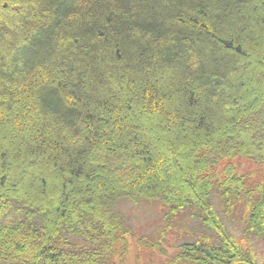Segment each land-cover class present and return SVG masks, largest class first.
<instances>
[{
	"label": "trees",
	"instance_id": "1",
	"mask_svg": "<svg viewBox=\"0 0 264 264\" xmlns=\"http://www.w3.org/2000/svg\"><path fill=\"white\" fill-rule=\"evenodd\" d=\"M213 194L264 236V0H0V264H125L122 198L215 233L167 264H258Z\"/></svg>",
	"mask_w": 264,
	"mask_h": 264
},
{
	"label": "rangeland",
	"instance_id": "2",
	"mask_svg": "<svg viewBox=\"0 0 264 264\" xmlns=\"http://www.w3.org/2000/svg\"><path fill=\"white\" fill-rule=\"evenodd\" d=\"M243 167L247 165L244 164ZM243 167L242 171L245 170ZM220 202L219 196L213 194L212 205L225 229L254 252L258 264H264V236L247 232L237 209L226 210ZM117 208L134 232V235L129 237L130 244L124 259L125 264H167L169 257L171 258L175 248L182 241L194 239L199 234L213 236L216 239L215 233L203 223L196 210L177 214L170 220L166 214L167 209L145 199L132 201L122 198L117 201ZM163 229L168 230L161 236ZM140 237L158 240L160 245L153 248L147 244L143 246Z\"/></svg>",
	"mask_w": 264,
	"mask_h": 264
}]
</instances>
